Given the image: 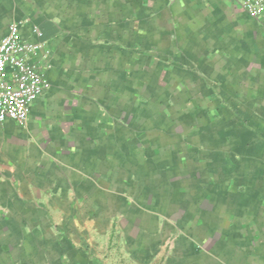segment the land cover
<instances>
[{"label":"crops","instance_id":"0c3cea01","mask_svg":"<svg viewBox=\"0 0 264 264\" xmlns=\"http://www.w3.org/2000/svg\"><path fill=\"white\" fill-rule=\"evenodd\" d=\"M12 23L45 43L50 89L26 126L0 122V264H110L116 239L138 264H264V15L0 0V41ZM194 195L214 219L197 261L174 243Z\"/></svg>","mask_w":264,"mask_h":264},{"label":"built area","instance_id":"2783aa9c","mask_svg":"<svg viewBox=\"0 0 264 264\" xmlns=\"http://www.w3.org/2000/svg\"><path fill=\"white\" fill-rule=\"evenodd\" d=\"M252 18L264 15V0H232ZM41 37V32H37ZM47 48L25 40L18 23H12L0 41V122L28 124L31 107L50 89L45 75ZM44 62V63H43Z\"/></svg>","mask_w":264,"mask_h":264},{"label":"rangeland","instance_id":"374dc122","mask_svg":"<svg viewBox=\"0 0 264 264\" xmlns=\"http://www.w3.org/2000/svg\"><path fill=\"white\" fill-rule=\"evenodd\" d=\"M209 189L210 188L206 190L207 196H209L210 194ZM194 196H191L192 197L191 199H193L194 201L189 200V202H186L183 204L184 208L180 207V203L176 204L179 206L175 210V212L177 213V216H175L176 218H174V220L176 219L180 220L182 222L183 229H181L182 232L180 234L174 235V243L176 244L177 242L176 240L179 241L180 238H184L183 241L186 242V245L188 244L190 240L196 243L193 256L191 259L197 261L200 257V256H197L198 254H203V253L205 254L207 252H210L212 254V250H211L212 244L210 242H206L205 245L207 248L204 245H203L204 247L202 248L201 247L202 245L200 244V242L202 241L201 240L202 235L204 234L206 229L210 228L209 224L212 225V222L214 219H213L212 212H208L205 210L209 207L211 209L212 202H207V200L204 201L205 199L204 197H198V195H194ZM200 200H203V202L200 203L199 206H197V201H200ZM180 209L183 211H181ZM188 212H189V215H187ZM50 230H52L53 233L56 234L57 231L62 233L63 228L62 227L60 228V226L59 228H57L56 225H53V227L50 228ZM197 241H200V242L198 243ZM113 245H114L113 251L115 252H114V255L111 256L110 264H138L132 261L131 259L123 256L125 254L122 252L123 251L121 249L122 247L119 245V242L117 241V239L115 240ZM179 253H182L184 255L183 256L181 254L180 256H178L179 259H184V257H187L188 255V252L186 250H182V251L180 250ZM206 255H207V257L205 256L206 262L204 263L205 264H215L214 258L212 256H209L208 254ZM153 264H164V262H157Z\"/></svg>","mask_w":264,"mask_h":264}]
</instances>
